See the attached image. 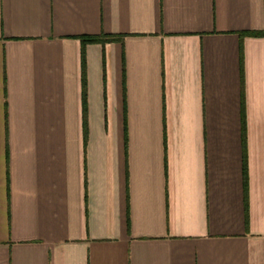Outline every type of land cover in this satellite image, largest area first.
Here are the masks:
<instances>
[{
  "label": "crops",
  "instance_id": "0c3cea01",
  "mask_svg": "<svg viewBox=\"0 0 264 264\" xmlns=\"http://www.w3.org/2000/svg\"><path fill=\"white\" fill-rule=\"evenodd\" d=\"M249 31L264 0H0V264H264Z\"/></svg>",
  "mask_w": 264,
  "mask_h": 264
},
{
  "label": "trees",
  "instance_id": "16d2710c",
  "mask_svg": "<svg viewBox=\"0 0 264 264\" xmlns=\"http://www.w3.org/2000/svg\"><path fill=\"white\" fill-rule=\"evenodd\" d=\"M240 35H249V36H263L264 31H249L245 33H241ZM81 42V105H82V133L84 142L87 138V124H86V113H87V105H86V74H85V46L89 43H105L109 41H120L122 42L123 35L122 34H101L98 36L94 35H84L80 36ZM241 66H242V58H240ZM126 131V130H125ZM245 119H244V110L242 104V147H243V155H242V172L244 178V191H245V213L247 217V162H246V139H245ZM126 140V133H125Z\"/></svg>",
  "mask_w": 264,
  "mask_h": 264
}]
</instances>
